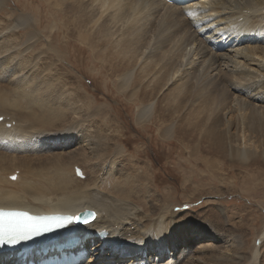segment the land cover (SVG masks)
I'll list each match as a JSON object with an SVG mask.
<instances>
[{
  "label": "bare ground",
  "instance_id": "1",
  "mask_svg": "<svg viewBox=\"0 0 264 264\" xmlns=\"http://www.w3.org/2000/svg\"><path fill=\"white\" fill-rule=\"evenodd\" d=\"M2 1L4 3V0H0V3ZM48 1L53 9L62 8L69 15L70 20L65 25L69 28L72 26V32H77L82 38L79 39L80 42L91 46L90 49L96 52L93 55V62L95 63L99 59L107 62L108 71L118 80L116 84L118 90H123L130 83L133 75H137L138 81L134 86L135 89L128 98L135 97L138 93L137 89H142L140 94L142 105L136 119L138 123L152 111L151 108L155 105V97L160 94L153 92L154 87L157 86L156 83L161 84L162 88L167 85L166 78H168L170 68L179 62L180 54L189 47H196L193 50L192 61L189 57L187 58L191 61L190 64L186 63L187 61L184 62L185 60L183 61L189 67L169 89L170 91L158 101L162 106H165L163 114L167 111L168 113L173 111L170 110L173 107L177 112L180 110L181 104L177 103L180 102V99L183 101L187 99L188 93L186 91L190 77H193V74H198L199 69L203 67H206V69L203 68L206 71L199 85L197 84L200 86L194 100V103H197L191 107L193 114L199 118H207L208 111L212 109L211 107L208 110L211 97L215 98L222 89L228 91L230 88V90L237 92H245L244 89L249 86L257 88L256 85H264L260 79L262 78L261 75L264 76V0H188L184 4L167 3L165 0ZM27 21L21 20L20 24L27 25ZM3 29L0 30V36H2L0 38V86L3 87L0 89V117H5L6 120L0 124V208L26 209L35 212L68 211L72 214L93 211L97 218L85 225L63 231L55 243L38 244L35 251L27 258L22 259L17 254L2 256L0 257V264H28L31 261L37 264L47 259L48 256L59 255L57 245L65 243L76 246V249H69L70 252H88V258L80 264H264V243L262 246L256 243V246L253 245L252 248H249L250 246L248 247L247 243L244 242L245 236L243 240L240 239L243 235L229 232H225V234L223 231L215 232L212 226H206L205 221V223L196 221L188 225L187 228L185 227L186 229L180 235L175 234L172 237L166 235L162 230L159 232L163 233L154 232L156 234H151L147 232L148 229L145 231L146 226L143 227L144 230L141 229L142 226L139 225L137 218L130 216L129 210L132 207L127 209V205L122 204L123 202L111 198L105 193L114 194L113 191H105L100 187L102 179L115 172V167L112 165H110V170H107V155L101 154V143L104 140H95L93 135L83 129L66 128V126L59 128L58 125L53 123L52 125L51 122L50 125L48 121L50 118L53 119L52 109H54L56 100L53 102L40 93L39 81H27L28 73L21 70L19 65L13 64L5 71L2 46L7 43L8 48H12V46L10 38L4 39ZM44 37H41L39 42L44 43ZM50 39L46 36L45 41L50 42V52L56 58L55 66L57 63L61 66L60 62L68 61V53L64 51L63 47L52 44ZM146 39L155 41L152 42L154 47L147 60L143 64H139V57ZM69 40L70 38L66 40L65 45H68ZM94 40L99 42L96 44ZM104 52L107 53L104 55ZM145 54L147 53L145 52ZM165 55L168 58L167 65L158 71V74H154L155 76L153 75L154 77L147 82V85H140L150 76ZM15 58L17 57L15 56ZM35 61L37 60L35 59ZM160 65L163 66V64ZM177 70L180 69L177 68ZM155 71L157 70L155 69ZM170 76V82L176 79L175 75ZM194 83L195 86L196 83ZM253 93L257 94L256 92ZM259 93L261 94V92ZM14 94L18 97L16 101H13ZM192 95L193 93L190 98L193 97ZM261 98L263 100L252 99L259 103L257 106L260 109H263L264 95ZM61 99L63 100V98ZM218 102L220 103V100ZM250 104L242 101V104L239 103L235 111L237 115L243 117L245 125L246 121H254L255 118L264 116L259 115L261 112L258 107H253ZM229 105L227 104V106ZM30 110L31 112H25ZM227 110H230L229 107ZM35 112H41L44 116L42 118L41 115L43 120L38 119L36 121L34 119ZM228 113L230 114V111ZM218 115L220 116V114ZM229 117L227 118L233 120L234 115L230 114ZM228 123L230 122L228 121ZM7 124H11V127H6ZM191 125L197 126L196 124ZM191 125L189 124V126ZM49 126L55 127V130L58 128V132L54 133L51 131L52 128L48 130ZM171 126L173 124L169 126L167 124L166 129L163 128L164 136L169 132ZM224 133L222 134L224 135ZM222 134L218 133L216 125H213L207 132L209 138H216L220 142L218 144L219 151L226 155L233 167L248 170V159L259 152L264 153V146L261 145V141L259 142V139L251 136V134L232 133L227 143L223 142ZM223 143H226L225 146ZM32 157L41 158L33 159ZM84 165L91 166L87 167L91 171L90 173ZM77 166L82 169L85 179L76 176L75 167ZM118 172L117 179L123 178L124 171L119 169ZM15 174H17L16 181H11L9 178ZM118 174L121 176L123 174V177ZM107 177L109 179V176ZM71 182L80 184L82 186L79 188L81 191H78V188L75 190ZM75 183L74 185H77ZM102 185L108 186L107 184ZM243 189L245 194H254L251 196L255 199L258 198L262 203L258 202L264 204V182L248 183L244 185ZM125 210L127 214H125ZM133 210L131 211L134 212L136 207ZM136 212L139 213L140 211ZM187 239V243L184 244ZM262 241L260 242L262 243ZM256 248H258L257 251ZM254 250L255 253L253 254ZM103 253H106L104 259H102ZM221 255H224L223 261L217 262L215 258Z\"/></svg>",
  "mask_w": 264,
  "mask_h": 264
},
{
  "label": "rangeland",
  "instance_id": "2",
  "mask_svg": "<svg viewBox=\"0 0 264 264\" xmlns=\"http://www.w3.org/2000/svg\"><path fill=\"white\" fill-rule=\"evenodd\" d=\"M50 7L51 5L48 0H4V3L3 1L0 3V21H2L0 22V30L4 28V39L10 38V44L12 46V48H8L7 41V44L2 46L1 51L4 53L3 68H5L6 71L13 64L19 65L21 70H25L28 73L26 77L27 81H39L40 93L53 100V102L56 100L53 106L54 109H52L53 119H49V124L51 122V124L58 125L59 128L66 126V128L83 129L84 131H88L90 135H93L95 140H104L101 143L100 150L101 154L107 155V170H110V165L115 167V172L107 175L109 179L107 176L102 179V184H107L108 186L100 184V187L105 191H113L114 194L105 193L109 195V197L123 202L122 204L127 205V209L132 207L129 210L130 216L137 218L136 220L139 222V225L142 226L141 229L144 230L146 228L145 231L148 229V233L156 234L164 232L166 235L168 234L172 237L175 234L180 235L188 225L196 221L198 223L206 222V226H212L215 232L223 231L224 233L229 232L232 234H239L240 236L243 235L240 239L246 237L245 240H243L247 243L248 247L250 246L249 248H252L253 245L256 246V243L262 246L264 243V241H262L264 240V204H261L262 201L258 198L255 199L251 196H254V194H245L243 188L244 185L248 183H257V181L261 183L264 182V153L259 152L248 159V170L241 169L240 167H233L226 155L219 151L218 144H220V142L217 141L216 138H209L207 132L213 125H216L218 133L220 132V134H222L225 132L224 135L222 134L224 138L223 142L227 143L232 133L237 132V134L245 135L246 133L257 137L256 139H259L261 145L264 146V122H262L264 121V116L255 118L254 121H246L245 125L243 117H240V115H237V112H235L239 103L242 104V101L247 104L251 103L250 105L257 108L259 103L254 102L252 98L263 100L261 96L264 95V92H262L264 91V85H256L257 88L249 86L244 89L245 92H237L235 90H230V88L228 91H223L222 89L215 98L211 97L212 102L210 101L208 110L211 107L212 109L208 111L209 114L207 118H199L193 114L191 107L193 104L197 103H194V100L200 87L198 85L203 79L206 71L203 70V68L206 69V67H203L199 69L200 71L198 74L192 75L194 78L190 77L191 83L188 82L186 91L188 93L186 95L188 100L186 98L184 101L180 99V102L177 103L181 104L180 110L177 112L175 107H173L174 109L169 108L173 110H169L172 113H168L166 110L168 108H166V115L163 114L165 106H162L158 101L161 100L164 94L170 91L169 89L182 77L183 73L186 71L185 69L189 67L188 64L192 61L191 59L194 54L193 50L196 48L189 47L180 54L181 57L179 58V62H176L177 64H174L172 68H170L167 76L168 78H166L167 85L165 84L166 86L162 88L161 84L159 85V83H156L157 86L154 87L155 90L153 88V92H159L160 94H157L155 97V105L151 108L152 111L146 115L149 118L145 116V119L141 120L143 123L140 124L141 122L138 123L136 119L142 105L140 100L142 89H137L138 93L136 95L138 96L135 95V97L128 98L129 94L135 89L134 86L138 81L136 79L137 75L134 74L130 83L123 88L126 92L124 91V93H122L123 90H118V86L116 85L118 80L108 71L107 62H103V59H99L94 63L93 55L96 52L90 49L91 46L80 42L79 39L82 38L77 32H72V26L69 28V26L65 25L67 21L69 22L70 20L66 11L62 10V8L56 7L53 9L51 7V9ZM21 20H28L26 22L27 25L20 24ZM46 36L49 39L51 38L50 41H52V44L61 48L63 47L64 51L68 53V55L66 53L68 61L65 62L63 60L60 62L61 66H59L58 63L57 66H55L56 58L53 57V54L50 52L51 46L49 45L50 42L45 41ZM41 37H44V43L39 42ZM66 37L67 39L70 38V44L68 43V45H65L67 40ZM0 38H2V36H0ZM94 41L96 44L99 42L97 40ZM152 42L155 41L146 39L139 57V64H143L151 54L154 47V43ZM148 48H150V50H148ZM25 50L27 51L25 52ZM145 52L147 54H145ZM105 53L107 52H104V55ZM36 55L37 57L35 58ZM166 55L163 56V60L154 68L150 76L147 77L142 84L140 83V85H147V82L151 81V79L159 73L158 71L162 70L167 65L168 58ZM15 56L17 58H15ZM188 57L191 61L187 59ZM35 59L37 61H35ZM183 61H187L186 63L188 64H185ZM160 64H163V66ZM158 67L160 68L159 70ZM177 68L180 70H177ZM155 69L157 71H155ZM170 75H175L176 79L170 82ZM261 76L262 78L260 79L264 82V76ZM0 89H3V87L0 86ZM158 89L159 91H157ZM190 92L193 93L192 98H190L192 94ZM259 92H261V94ZM62 93L63 95L61 96ZM13 96H15L14 99L12 98L13 101H16V98L18 100L15 94ZM61 98H63V100ZM58 99L60 100L57 103ZM219 100L220 103L218 102ZM225 102H227L228 105L231 103V105L227 106ZM234 104L236 105L235 107L233 106ZM228 107L230 110H227ZM213 108H215L216 111ZM224 108L225 110L223 111ZM258 109L260 108L258 107ZM263 109L261 108L259 110L261 112L259 115H264ZM229 111L230 114H233L234 117L237 118L233 117V120L229 119ZM25 112H31V110ZM213 112L214 114H212ZM218 114H220V116ZM224 114L227 115L225 116ZM41 115V112H35L34 119L36 121H38V119L41 120L44 118L43 115L41 118ZM36 116L39 117L37 118ZM201 120L202 122L200 123ZM227 120L230 123H228ZM187 121L190 125L196 124L198 127L195 125L189 126ZM167 124L168 126L173 124V126H171L169 132H167L168 135L166 134V136H164V132L162 131L164 127L166 129ZM49 128H52L53 130L51 131H54V133L58 132V128L55 130V127L49 126L48 130H50ZM226 143H223L224 146ZM32 158L39 159L41 157ZM84 166H86V168L91 167L90 165ZM87 169L90 173L91 171L89 168ZM119 169L124 171V177L123 174L122 176L118 174L123 177L121 179H117L116 177L117 173H119ZM74 183L75 182H71V185L75 190L78 188L77 190L79 191V188H82V186L78 183L74 185ZM222 205L224 206V211L222 210ZM136 211L140 212L137 213ZM124 212L127 214L126 210ZM161 230L163 232H159ZM243 240H241V242ZM187 241L188 239L184 241V244H186ZM260 241H262V243ZM244 242L242 243L245 244ZM257 249L258 248L255 250L257 251ZM255 250L252 252L253 254ZM105 254L106 253L102 254V259L105 258ZM223 257L224 255L218 256L215 260L217 262L223 261Z\"/></svg>",
  "mask_w": 264,
  "mask_h": 264
},
{
  "label": "snow or ice",
  "instance_id": "3",
  "mask_svg": "<svg viewBox=\"0 0 264 264\" xmlns=\"http://www.w3.org/2000/svg\"><path fill=\"white\" fill-rule=\"evenodd\" d=\"M4 215H11V213H5ZM13 232L20 233L21 229L10 228L6 225L0 224V242H4L5 236H7V242L8 243H13L17 238H20V239L26 238L23 235H19V236L11 235V233H13Z\"/></svg>",
  "mask_w": 264,
  "mask_h": 264
},
{
  "label": "water",
  "instance_id": "4",
  "mask_svg": "<svg viewBox=\"0 0 264 264\" xmlns=\"http://www.w3.org/2000/svg\"><path fill=\"white\" fill-rule=\"evenodd\" d=\"M88 215L92 216L93 218L97 217V215L94 212H92V211H86L84 213V216H88Z\"/></svg>",
  "mask_w": 264,
  "mask_h": 264
}]
</instances>
